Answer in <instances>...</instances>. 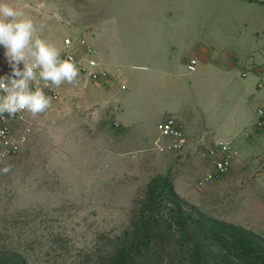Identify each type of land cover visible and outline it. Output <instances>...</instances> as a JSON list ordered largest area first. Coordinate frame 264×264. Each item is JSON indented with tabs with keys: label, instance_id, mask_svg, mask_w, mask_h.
Wrapping results in <instances>:
<instances>
[{
	"label": "rangeland",
	"instance_id": "1",
	"mask_svg": "<svg viewBox=\"0 0 264 264\" xmlns=\"http://www.w3.org/2000/svg\"><path fill=\"white\" fill-rule=\"evenodd\" d=\"M36 1L8 0L33 20L35 36L53 43L70 22H89L92 8H99L97 0H41L51 8L47 14L58 15L40 17ZM256 9L264 24V5ZM90 31L88 25L73 37L91 47ZM79 47L77 78L58 87L40 82L49 107L28 112L27 143L0 161V264H113L122 250L132 252L134 264H204L192 260L196 250L206 262H221V253L232 251L234 264H264V80L257 98L236 106L237 126L225 129L226 137L200 130V121L189 131L179 125L185 148L159 154L154 141L164 120L154 138L118 121L115 92L95 86L114 80L99 68L101 77L91 80L81 70L85 48ZM3 53L0 47V75L10 73ZM143 64L139 57L122 64L128 92L140 93ZM216 141L227 145L228 158ZM226 158L227 170L216 172L215 162ZM180 221H188L186 236ZM220 236L252 240L251 255L260 262L241 261Z\"/></svg>",
	"mask_w": 264,
	"mask_h": 264
},
{
	"label": "crops",
	"instance_id": "2",
	"mask_svg": "<svg viewBox=\"0 0 264 264\" xmlns=\"http://www.w3.org/2000/svg\"><path fill=\"white\" fill-rule=\"evenodd\" d=\"M97 4L90 21L70 22L58 43L46 41L40 32L36 36L64 53V40L86 41L73 36L90 25L98 68L114 80L110 84L103 78L95 86L115 92L117 120L139 129L141 137L154 138L157 125L169 118L188 131L200 121V130L226 137L225 129L237 126L236 106L258 97V81L264 80V24L256 8L264 0H97ZM32 5L35 16L58 15L54 10L47 14L51 8L41 0ZM137 57L144 63L138 76L140 93L135 88L128 92L122 64ZM192 59L197 67L189 73ZM133 105L138 108L129 115Z\"/></svg>",
	"mask_w": 264,
	"mask_h": 264
},
{
	"label": "clouds",
	"instance_id": "3",
	"mask_svg": "<svg viewBox=\"0 0 264 264\" xmlns=\"http://www.w3.org/2000/svg\"><path fill=\"white\" fill-rule=\"evenodd\" d=\"M35 31L31 18L24 17L8 0H0V47L10 68V73L0 75V117L45 111L50 98L39 87L40 82L45 87L49 82L58 87L65 81L72 83L78 76L74 63L61 59L59 49L35 36Z\"/></svg>",
	"mask_w": 264,
	"mask_h": 264
},
{
	"label": "built area",
	"instance_id": "4",
	"mask_svg": "<svg viewBox=\"0 0 264 264\" xmlns=\"http://www.w3.org/2000/svg\"><path fill=\"white\" fill-rule=\"evenodd\" d=\"M85 48L84 63H80L81 70L93 81H97L102 72L98 70V63L95 56V51L87 45L85 40L78 42L72 41L70 38L64 40V53L61 57L63 60H71L74 65L77 63L75 51L77 47ZM21 68L23 66H20ZM197 61L192 59L187 65L189 73L196 71ZM35 90L36 85H31ZM28 112L21 111L14 116L4 114L0 117V161L17 154L27 143L28 137L31 134L32 127L28 123ZM215 148L217 151L225 153L228 158V147L222 141H216ZM187 140L181 127L173 118L163 121L158 126V136L154 141V150L159 154L174 153L185 148ZM227 158L223 161L215 162L214 168L218 173L227 170ZM210 175H207L205 180H208Z\"/></svg>",
	"mask_w": 264,
	"mask_h": 264
},
{
	"label": "trees",
	"instance_id": "5",
	"mask_svg": "<svg viewBox=\"0 0 264 264\" xmlns=\"http://www.w3.org/2000/svg\"><path fill=\"white\" fill-rule=\"evenodd\" d=\"M169 192L170 194H174L173 190L171 188H169ZM184 221V220H183ZM181 222L179 223V225L181 226V230L182 232L184 233V236H186V223L188 222ZM220 234H217L215 235V237L219 236ZM232 239H234V237H232ZM232 239L231 241H228L227 238H223L222 236L218 237L217 240L218 242H221V241H224L225 243H230V249L232 248V250H234L235 253H237L238 255H236V257L238 258H242L240 259L241 261H248V260H251L252 262H260V258L257 259L256 257H252V249H253V244L254 242L252 240H250L249 242H247L245 239H240L238 241H235L234 243H232ZM234 241V240H233ZM223 248V247H222ZM198 250H196L192 255H191V258L192 260H196V262H203L204 264H234V260L231 256V252L230 251H226V253H221L222 255H218L220 257V260L221 262H218V261H214V260H209L207 262L204 261V257L203 255H201L200 251L197 252ZM230 252V253H229ZM206 254V253H205ZM204 254V255H205ZM132 252L130 253V250L128 251H121L113 260H114V263L113 264H134L132 263ZM212 262V263H211Z\"/></svg>",
	"mask_w": 264,
	"mask_h": 264
}]
</instances>
